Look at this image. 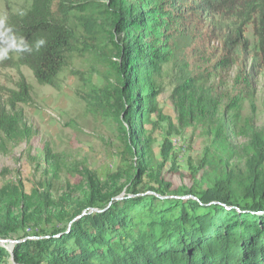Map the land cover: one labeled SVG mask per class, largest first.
Segmentation results:
<instances>
[{
  "label": "trees",
  "instance_id": "trees-1",
  "mask_svg": "<svg viewBox=\"0 0 264 264\" xmlns=\"http://www.w3.org/2000/svg\"><path fill=\"white\" fill-rule=\"evenodd\" d=\"M248 12L264 69V0H31L3 18L33 50L11 52L1 61L19 78L13 88L0 86V149L8 153L35 135L22 109L33 89L21 68L30 69L40 85L54 87L73 58L88 65L87 73L73 72L83 80V101L94 117L116 127L120 145L115 171L107 167L85 177L87 193L74 207L70 225L39 223L26 211L19 222L12 210L31 197L21 181L4 184L0 264H264V134L250 131L240 171L230 164L236 155L228 141L234 129L224 121L246 98L247 75L235 78L226 105L197 77L185 75L174 85L179 123L201 128L210 138L195 170L200 178L192 184L167 180L154 153L153 130L146 128L156 125V113L158 120H168L158 106L164 70L192 47L198 24ZM245 34L240 27L228 36L231 58L243 51ZM39 39L46 43L37 51ZM171 152L166 135L160 153L169 159ZM45 191L39 199L58 207L52 189ZM33 222L25 232V224Z\"/></svg>",
  "mask_w": 264,
  "mask_h": 264
},
{
  "label": "rangeland",
  "instance_id": "rangeland-1",
  "mask_svg": "<svg viewBox=\"0 0 264 264\" xmlns=\"http://www.w3.org/2000/svg\"><path fill=\"white\" fill-rule=\"evenodd\" d=\"M30 3L31 0H0V19ZM250 12L233 18L201 21L195 29L192 47L184 50L183 55L164 70L161 81L164 93L158 106L160 114L168 120H158L156 113L153 117L156 125L146 128L153 130L158 163L163 165L167 180L176 186L199 180L200 175L195 174V170L203 159L206 145L210 143V138L204 136L201 128L181 125L178 121L171 91L181 77H197L199 84L212 87L215 97H219L223 105L233 99L234 81L239 74L245 78L247 75L251 81L239 108L224 116L228 127L234 129L228 139L232 152L236 153L230 163L232 167L245 170L250 131L264 134V69L258 63L259 44L251 26L253 15ZM240 27L246 31L245 46L238 57L231 58L225 42ZM227 58L230 60L222 68ZM1 61L0 86L13 88L18 81V73ZM75 71L87 73L86 61L73 58L53 87L40 85L30 69L21 68L33 89L30 103L23 105L22 109L35 135L30 143L12 147L8 153L0 149V188L8 182L18 185L21 181L24 192L31 197L25 203L29 207L16 206L12 210L13 217H18L19 222L23 211H26L27 216H35L39 223L70 225L74 219L71 218L74 207L87 193L85 177L107 167L111 171L118 167L116 155L120 138L116 127L90 113L82 99L85 93L83 80L73 74ZM99 81V76L95 75L93 82L98 84ZM166 135L172 143L169 159H163L160 153ZM55 169L59 171L53 176ZM47 188L52 189L53 197L59 200L58 207L52 208L39 199L46 195ZM61 216L68 217L57 222ZM34 225V222L25 224V232ZM25 232L20 231L19 235Z\"/></svg>",
  "mask_w": 264,
  "mask_h": 264
},
{
  "label": "clouds",
  "instance_id": "clouds-1",
  "mask_svg": "<svg viewBox=\"0 0 264 264\" xmlns=\"http://www.w3.org/2000/svg\"><path fill=\"white\" fill-rule=\"evenodd\" d=\"M45 43L44 39L36 40L35 50L38 51ZM32 50L33 47L24 37L18 36L4 19H0V60L7 59L11 52H31Z\"/></svg>",
  "mask_w": 264,
  "mask_h": 264
},
{
  "label": "water",
  "instance_id": "water-1",
  "mask_svg": "<svg viewBox=\"0 0 264 264\" xmlns=\"http://www.w3.org/2000/svg\"><path fill=\"white\" fill-rule=\"evenodd\" d=\"M169 198H171V199H178V200H189V199H193V200L196 201V198L191 197V196H185V197L172 196V197H169ZM84 214H85V213H83V215H84ZM80 217H81V216H80ZM80 217H78V218H80ZM78 218H76V220H77Z\"/></svg>",
  "mask_w": 264,
  "mask_h": 264
}]
</instances>
